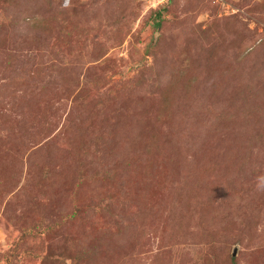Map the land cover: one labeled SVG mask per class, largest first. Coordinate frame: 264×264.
Wrapping results in <instances>:
<instances>
[{"label":"rangeland","instance_id":"obj_1","mask_svg":"<svg viewBox=\"0 0 264 264\" xmlns=\"http://www.w3.org/2000/svg\"><path fill=\"white\" fill-rule=\"evenodd\" d=\"M0 264H264V0H0Z\"/></svg>","mask_w":264,"mask_h":264}]
</instances>
